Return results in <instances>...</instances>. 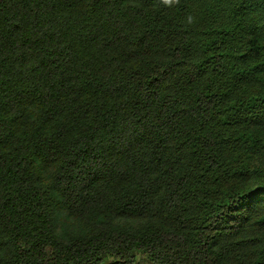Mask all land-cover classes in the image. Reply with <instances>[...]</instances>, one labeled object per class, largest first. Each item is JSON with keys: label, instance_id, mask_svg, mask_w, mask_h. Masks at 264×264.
Returning a JSON list of instances; mask_svg holds the SVG:
<instances>
[{"label": "trees", "instance_id": "1", "mask_svg": "<svg viewBox=\"0 0 264 264\" xmlns=\"http://www.w3.org/2000/svg\"><path fill=\"white\" fill-rule=\"evenodd\" d=\"M0 264H264V0H0Z\"/></svg>", "mask_w": 264, "mask_h": 264}, {"label": "clouds", "instance_id": "2", "mask_svg": "<svg viewBox=\"0 0 264 264\" xmlns=\"http://www.w3.org/2000/svg\"><path fill=\"white\" fill-rule=\"evenodd\" d=\"M166 3H171L172 0H165ZM189 22L191 23V17H189Z\"/></svg>", "mask_w": 264, "mask_h": 264}]
</instances>
